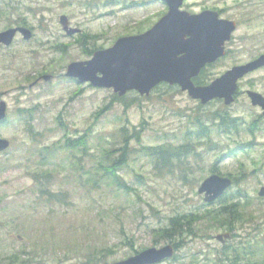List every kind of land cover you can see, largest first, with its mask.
<instances>
[{
    "label": "rangeland",
    "instance_id": "obj_1",
    "mask_svg": "<svg viewBox=\"0 0 264 264\" xmlns=\"http://www.w3.org/2000/svg\"><path fill=\"white\" fill-rule=\"evenodd\" d=\"M100 1L98 7L86 9L74 0H14L18 10L8 15L12 19L25 17L32 27L33 37L24 40L17 34L10 46H0V90H3L0 100L7 104V117L0 123V137L10 141L9 148L0 153L1 257L18 253L29 264H82L84 254L95 250L101 260L110 264L134 254V249L158 248L166 243L153 244L159 238L152 232L153 229L168 226L170 216L203 207L202 195L197 193L203 179L211 173H237L239 160L245 163V168H252L244 151L236 152L237 156L234 157L226 153V146L232 148L235 142L239 143L245 150L250 149L251 156L255 157L264 152V119L260 117L254 123L262 131L250 134L248 125L254 118L253 113L258 111L242 93L230 106H224L217 100L202 105L178 86L160 84L147 97H142L139 103L137 98L133 100L124 113L122 104L111 102V89L94 88L59 76L31 87V81L25 76L29 75L30 80L36 73H63L69 62L90 57L83 53V49H89L92 42L107 48L118 37L138 33L141 29L144 31L150 26H147L148 21L157 20L162 9L157 3L147 8L127 9V5H123L126 0L116 4ZM234 2L227 1L226 5L230 7L227 15L238 21L250 17L251 21L246 20L233 33V40L227 45L230 51L223 59L205 69L207 82L233 65L246 62L264 51V16H259L264 11L263 5L244 15V11ZM61 14L69 18L72 26L97 36L94 40L89 38L80 43L77 35L67 36L59 24ZM4 28L5 22L0 21V30ZM56 42L66 44L65 47L61 45L65 49L62 54L49 48ZM251 84L264 94V69L242 78L239 90L244 91ZM125 96L139 95L132 91ZM104 104H110L109 109L96 119L93 113ZM23 107H34L32 130L25 126L29 121L26 123L18 111ZM215 113L236 116L240 124L238 133L220 136L217 132L220 129L216 125L220 118L214 117V124L210 122ZM196 118L208 126L211 139L225 147L208 151L210 140L207 137L196 139V156L173 161L171 171L159 175L147 157L137 150L142 146L162 143H170L173 147L187 143L184 139L187 129L191 130V137L197 136L198 130L202 129L196 123ZM142 119L145 131L141 144L129 140L128 149H133L129 152L128 164L117 166L120 176L136 188L130 196H124L102 180L98 164L103 161L110 165L122 158L121 148L124 145L118 129L128 125L130 133L131 126L138 128ZM60 121L68 125L72 138L83 135V130L92 125L89 149L83 154L72 152L65 162L62 161L64 152L45 160L41 155L46 157V154L40 152V155L36 148L53 144L59 147L63 143L61 137L66 135L59 126ZM28 130L37 133V140L32 141ZM104 147L120 150L111 153L107 161L102 153ZM73 163L76 164L74 169ZM46 167L49 168L48 183L52 191L65 192L70 201L68 204H45L40 194L35 192L33 175ZM238 177H242V174ZM239 181L250 196L257 195L260 186H264V171ZM258 202L254 200L246 208L254 212L257 218L246 224L241 220L236 227L238 237L228 233L226 243L244 242L248 232L251 236L262 229L264 232V217L260 215L264 211V202L261 204L263 209L256 205ZM183 224L187 226V222ZM210 233L213 237L205 241L188 238V242H184L176 253L179 261L169 259L158 264H190L192 254L203 261L214 246L221 245L214 236L224 231L213 230ZM22 248L30 254L21 253ZM3 263L0 258V264Z\"/></svg>",
    "mask_w": 264,
    "mask_h": 264
},
{
    "label": "water",
    "instance_id": "obj_2",
    "mask_svg": "<svg viewBox=\"0 0 264 264\" xmlns=\"http://www.w3.org/2000/svg\"><path fill=\"white\" fill-rule=\"evenodd\" d=\"M169 11L150 29L135 35L119 37L112 46L94 51L85 61L68 64L65 76L76 78L79 82H90L100 88H112L123 95L135 90L140 95H148L160 82L177 84L182 91L201 103L214 98H223L225 104L234 100L237 80L245 74L264 65V54L244 65H236L208 85H195L192 78L198 75L207 64L225 54L224 42L230 39L235 30V22L218 19L212 15H188L179 11L181 0H165ZM59 22L63 30L72 35L80 30L69 26L67 16L61 15ZM19 32L24 39H30L32 32L25 27H11L0 31V43L9 45ZM50 75H44L46 81ZM252 105L263 110L264 97L255 91H248ZM6 116V104L0 102V120ZM9 146V141L0 138V151ZM232 184L228 177L211 175L198 187L204 194L205 202L218 198ZM264 196V187L259 191ZM229 234L217 235L223 241ZM174 248L166 244L159 248L150 247L111 264H157L171 258Z\"/></svg>",
    "mask_w": 264,
    "mask_h": 264
},
{
    "label": "trees",
    "instance_id": "obj_3",
    "mask_svg": "<svg viewBox=\"0 0 264 264\" xmlns=\"http://www.w3.org/2000/svg\"><path fill=\"white\" fill-rule=\"evenodd\" d=\"M79 6H83L86 9H94L99 6L100 0H74ZM17 6L14 3V0H0V21L5 22V26L15 25H25L29 26L27 19L25 17H18L17 19L9 18V14L11 12H17ZM12 19V20H11ZM97 35L91 34L89 32H85L84 34L79 36L80 42H86L87 39H92ZM97 48H102V45H96L94 42L91 43V47L89 49L84 48L83 53L91 56L93 51ZM45 69V68H44ZM45 71V70H44ZM26 79H29V75L25 76ZM208 80V74L205 73V69L202 70L200 75L194 78V82L196 84H205ZM137 100L139 103L142 97H127V96H118L114 93L111 94V102L122 104L124 113L128 108L132 105L133 100ZM110 104H104L95 114V118L99 119V117L109 109ZM26 112V111H23ZM28 114L21 115L24 121L29 119H33V117ZM214 117H217L213 114L210 118V122L214 123ZM219 127L218 134L221 136L222 134L228 135L229 133L235 134L238 133V126L240 124L237 122L238 118L232 117L229 114L219 117ZM208 121V120H207ZM27 123V122H26ZM61 128L65 131L62 136V142L66 141L63 148H65L68 153L62 157V161L64 158L70 159L71 152L78 151L80 154H83L84 151L89 149V137L92 133V125L83 130V135L78 138H72L69 136L71 134L68 125L63 124L62 121ZM196 123L198 126L202 127L197 132V136H189L192 134L190 129H187L184 133V139L187 143L181 144L179 146L173 147L170 143H162L158 146H142L139 150V153L143 154L147 157V159L151 162L155 169L159 171V175H163L162 171L164 169H170L173 161L178 159V161H183L184 158L188 156H192L197 154V147L195 145L196 139H200L202 137H207V140H212L210 134L208 132V126L203 124L199 118H196ZM140 126H131V132L129 133V126H123L118 131L119 135L122 138L123 150L122 158H124L128 152V141L130 138L134 139L137 143L141 144V138L144 130V119L139 124ZM194 125L195 122H194ZM251 133L255 129L253 125L250 127ZM32 138V141L37 140L35 136L37 135L34 131H28ZM130 137V138H129ZM213 141V140H212ZM210 150H214L217 148H223L218 143L214 142L211 145H207ZM230 145L226 146L227 154L233 155L236 157V152L243 150V146H239L238 143H234L233 147L230 148ZM60 147L53 144L52 146H44L40 149L45 151L48 158H53L55 154L60 151ZM120 148L113 149V147H104L102 153L104 158L109 160L111 153L114 151H119ZM247 157L250 159L249 166L252 168H245V163L239 162V170L237 173H228L227 175L233 178V186L229 189L225 195H223L217 202L213 205L203 203V207L199 206L195 211L185 213V214H177L176 216H170L168 218V226H160L156 229H153L152 232L156 234L159 238L155 239L153 244H159L161 242L171 243L176 251H178L184 246L183 243L187 241L188 238H201L202 240H207L211 237V231H224L229 232L232 237H238L236 234V227L240 224L242 220L245 224L249 223L253 218H257V215L247 210L250 205L253 204L254 200L252 196L248 193L245 188H242L238 182L239 180L245 181L246 178L256 174L258 171H264V152L260 154V156H251L250 149L245 151ZM223 156V154H222ZM195 159V158H194ZM118 162H112V164L107 165L106 163H102L100 161V170H101V178L102 180L110 187H115L118 192H121L124 196H130L133 191H136V188L127 182L116 173V166H126L127 162H124L123 159L117 160ZM48 162V161H47ZM76 164H72V168L74 169ZM4 169H6L4 167ZM242 171V172H241ZM162 173V174H161ZM242 174V177H238V175ZM49 168L46 167L42 172H35L33 175L34 183H35V192L40 194V197L43 198V203L45 204H54V203H64L68 204L70 201L67 198V194L65 192H54L52 191L49 183ZM195 182V181H194ZM256 200L259 202L256 205H259L260 209H263L261 204H263L264 199L255 195ZM261 216L264 217V211L260 213ZM258 219L261 220L258 215ZM264 220V219H263ZM187 222V226L183 224ZM259 224V222H257ZM199 225V226H198ZM248 232L246 235L244 242L239 241L236 243H226L220 246H214L211 251L208 252L209 256L206 257L203 261H199L197 259L196 254H192L190 264H264V232L263 229L260 230L256 235H250ZM251 236V237H250ZM188 242V241H187ZM132 245V243H130ZM35 245V244H33ZM130 245V246H131ZM145 247V246H142ZM140 247V248H142ZM137 249H134V252H137ZM21 253L30 254L26 249H21ZM173 256L170 261L176 262L180 260L178 254ZM4 261L3 264H29L28 260L20 258V254L12 253L10 256L1 257ZM84 261L82 264H107L106 261L101 260L98 252L95 250H89L84 254ZM183 264V263H182Z\"/></svg>",
    "mask_w": 264,
    "mask_h": 264
},
{
    "label": "flooded vegetation",
    "instance_id": "obj_4",
    "mask_svg": "<svg viewBox=\"0 0 264 264\" xmlns=\"http://www.w3.org/2000/svg\"><path fill=\"white\" fill-rule=\"evenodd\" d=\"M115 0L112 1L113 4ZM227 1H231V0H181L180 1V5H179V9L185 13H187L188 15H192V16H197V15H201V14H205V15H212V13H216L218 19H229V20H234L236 22V27L238 28L239 26H241L242 24H245L246 20L251 21V18L248 17L246 19H233L232 17L227 15V12L230 10V7L226 5ZM235 1L233 4L239 5V8L241 10L244 11V15H247L248 12L250 10H256L258 6H262L264 8V0H233ZM160 4L162 6V9L160 10L161 14L158 16V18L162 17L167 11H168V4L164 1V0H126V3L124 2L123 5H127V9H131L132 7L134 8H147L148 5L150 4ZM232 3V2H231ZM262 15L264 16V11L261 12L259 14V16ZM84 32H81L79 34H83ZM233 35H231V39L226 41L224 43L225 49H226V53H228L230 50L227 48V45H230V43L233 40ZM62 46L65 47L66 44H61ZM61 45H57V46H49L50 49H52L54 52H59L60 54H62L65 49L61 48ZM264 51H262L261 53H259L258 55H256L254 58L240 63V64H244L247 63L249 61H252L253 59H255L256 57H258L259 55L263 54ZM222 58H218L216 59L214 62L211 63H207L206 67L208 66H212L214 64H216V62H218L219 60H221ZM54 60V59H53ZM56 63V62H55ZM261 69V68H260ZM262 69H264V66H262ZM48 74V73H47ZM43 74L41 73H36L33 75V77H31L30 79V86H36L39 83H41L43 80L41 78ZM53 77L55 76H59V77H65L64 76V72L63 73H58L57 75L55 74H50ZM51 78V79H52ZM66 80V79H65ZM70 81L76 82L78 83V81H76L75 79H68ZM86 85H89V83H85ZM255 85L251 84L248 85V87L242 92V94L246 97V99L249 100V97L246 94L247 89H251V90H255ZM258 92V91H257ZM260 94H262L261 92H259ZM3 94V90H0V95ZM240 94V91H239ZM264 96V94H262ZM238 97V96H237ZM237 97L235 98V100L237 99ZM1 101V100H0ZM221 102V101H220ZM250 103V100H249ZM37 107V106H35ZM254 108L257 109L258 113L257 115H259L260 117H262V109L259 106H255ZM29 112H34V107L31 108H26ZM38 109V108H37ZM260 112V113H259ZM64 124V123H63ZM59 126L61 128V123L59 122Z\"/></svg>",
    "mask_w": 264,
    "mask_h": 264
}]
</instances>
